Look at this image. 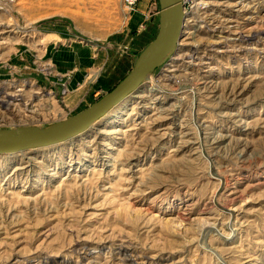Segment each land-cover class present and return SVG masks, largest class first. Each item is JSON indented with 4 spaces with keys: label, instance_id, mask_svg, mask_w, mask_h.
<instances>
[{
    "label": "rangeland",
    "instance_id": "1",
    "mask_svg": "<svg viewBox=\"0 0 264 264\" xmlns=\"http://www.w3.org/2000/svg\"><path fill=\"white\" fill-rule=\"evenodd\" d=\"M185 13L153 92L79 138L0 155V264H264V0ZM159 24V0L128 16L123 0H0V128L98 102Z\"/></svg>",
    "mask_w": 264,
    "mask_h": 264
},
{
    "label": "water",
    "instance_id": "2",
    "mask_svg": "<svg viewBox=\"0 0 264 264\" xmlns=\"http://www.w3.org/2000/svg\"><path fill=\"white\" fill-rule=\"evenodd\" d=\"M160 24L154 41L139 55L132 71L118 86L80 113L49 126L0 128V155L54 146L84 132L110 108L143 85L146 77L161 67L176 51L183 37L185 0H159Z\"/></svg>",
    "mask_w": 264,
    "mask_h": 264
},
{
    "label": "bare ground",
    "instance_id": "3",
    "mask_svg": "<svg viewBox=\"0 0 264 264\" xmlns=\"http://www.w3.org/2000/svg\"><path fill=\"white\" fill-rule=\"evenodd\" d=\"M185 16H186V13H185ZM185 21H186V17H185ZM185 21H184V28H185ZM179 45H180V43L178 44V47H177L176 51H174L173 53L170 54V56H169L168 59H167V62H168V60H169V59H170V58H171V57L177 52V50H178V48H179ZM153 73H154V72H153ZM153 73H150V74L146 77L144 83H146V82H148L149 84H150V83H154ZM144 83H143V84H144ZM150 85H151V84H150ZM154 89H156V88H155V83H154V85H151L150 90H152V92H153ZM133 93H134V92H131L128 96H126V98H125L122 102H120V103H118L117 105H115V106H113L112 108H110L109 111H108L105 115H103L102 117H100L98 120L94 121L93 124H97L98 122H100L101 120H103V118H104L105 116H107V114H109L110 112H112V111L117 110L118 108H120V105L124 104V103L126 102V100H127L129 97L132 96ZM128 102H129V101H128ZM116 117H117V118H121V117H122V114H120V115L118 114V115H116ZM89 128H90V127H89ZM89 128H88V129H89ZM88 129H86L84 132H82V133H80V134H78V135H76V136H74V137L68 139L67 141L72 140L73 138L75 139V138H79L80 136H83V135L85 134V132H86ZM100 132H102V130H101ZM67 141H65V142H67ZM63 143H64V142H63ZM60 144H62V143H60ZM56 145H58V144H56ZM54 146H55V145H54ZM46 148H47V147H46ZM18 154H19V153H18Z\"/></svg>",
    "mask_w": 264,
    "mask_h": 264
},
{
    "label": "built area",
    "instance_id": "4",
    "mask_svg": "<svg viewBox=\"0 0 264 264\" xmlns=\"http://www.w3.org/2000/svg\"><path fill=\"white\" fill-rule=\"evenodd\" d=\"M151 1L153 2L156 0H151ZM138 2H139V0H123L127 16L132 12V10H134V8L138 4Z\"/></svg>",
    "mask_w": 264,
    "mask_h": 264
}]
</instances>
